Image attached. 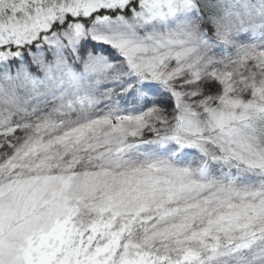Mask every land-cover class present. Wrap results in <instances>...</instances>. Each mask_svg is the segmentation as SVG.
Wrapping results in <instances>:
<instances>
[{"label":"snow or ice","instance_id":"obj_1","mask_svg":"<svg viewBox=\"0 0 264 264\" xmlns=\"http://www.w3.org/2000/svg\"><path fill=\"white\" fill-rule=\"evenodd\" d=\"M0 264H264V0H0Z\"/></svg>","mask_w":264,"mask_h":264}]
</instances>
